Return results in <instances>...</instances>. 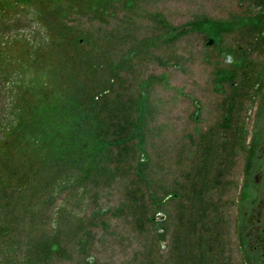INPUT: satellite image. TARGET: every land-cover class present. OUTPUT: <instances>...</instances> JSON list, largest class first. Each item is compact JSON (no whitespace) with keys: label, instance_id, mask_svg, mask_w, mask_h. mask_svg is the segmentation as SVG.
<instances>
[{"label":"trees","instance_id":"16d2710c","mask_svg":"<svg viewBox=\"0 0 264 264\" xmlns=\"http://www.w3.org/2000/svg\"><path fill=\"white\" fill-rule=\"evenodd\" d=\"M263 90L264 0H0V264H252Z\"/></svg>","mask_w":264,"mask_h":264},{"label":"flooded vegetation","instance_id":"af4514ba","mask_svg":"<svg viewBox=\"0 0 264 264\" xmlns=\"http://www.w3.org/2000/svg\"><path fill=\"white\" fill-rule=\"evenodd\" d=\"M252 133L245 171L244 245L249 262L264 264V103Z\"/></svg>","mask_w":264,"mask_h":264},{"label":"rangeland","instance_id":"374dc122","mask_svg":"<svg viewBox=\"0 0 264 264\" xmlns=\"http://www.w3.org/2000/svg\"><path fill=\"white\" fill-rule=\"evenodd\" d=\"M23 22H28L29 24H32V22H30V18L29 17H27ZM261 70H258V73L260 74V75H262L261 74ZM263 93L261 94V96H262V98H264V90L262 91ZM263 100V99H262ZM255 123H256V119H255ZM255 125V124H254ZM253 133V132H252ZM251 138H252V135H251ZM251 138H250V140H251Z\"/></svg>","mask_w":264,"mask_h":264}]
</instances>
